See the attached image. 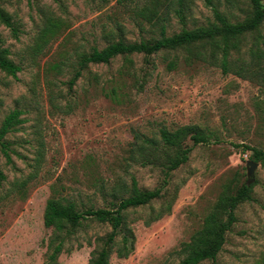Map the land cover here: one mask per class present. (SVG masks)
Instances as JSON below:
<instances>
[{"label": "rangeland", "instance_id": "rangeland-1", "mask_svg": "<svg viewBox=\"0 0 264 264\" xmlns=\"http://www.w3.org/2000/svg\"><path fill=\"white\" fill-rule=\"evenodd\" d=\"M154 1L2 0L18 37L0 22V48L9 49L20 71L14 77L0 69V127L14 110L22 111L23 123L5 138L10 162L0 150L6 176L0 186V264H53L59 240L44 223L52 197L75 201L79 208H110L114 195L127 196L133 176L143 190L160 187L162 168L135 159L136 135L159 137L163 128L187 125L199 127L209 142L194 146L189 161L172 172L162 199L125 213L110 263L181 264L184 245L202 229L224 186L237 179L240 185L256 182L253 200L239 206L217 260L200 264H264V162L250 159L253 151L247 149L264 150L263 86L224 74L217 65L189 62L184 51L89 64L69 85L81 55L93 47L159 38L158 26L143 15ZM156 2L167 35L181 31L177 0ZM187 6L186 28L214 20L203 0H188ZM249 7L248 0L219 5L233 22L244 19ZM50 20L62 28L40 47ZM246 50L233 58L249 62ZM173 60L176 67L170 69ZM250 161L258 164L253 175ZM169 202L171 212L147 225ZM128 230L135 249L120 258L116 250ZM111 232L110 224L83 222L56 263L90 264Z\"/></svg>", "mask_w": 264, "mask_h": 264}, {"label": "trees", "instance_id": "trees-1", "mask_svg": "<svg viewBox=\"0 0 264 264\" xmlns=\"http://www.w3.org/2000/svg\"><path fill=\"white\" fill-rule=\"evenodd\" d=\"M206 6L213 12L214 20L207 25L197 26L192 29L186 28V11L188 0H177L178 8L175 13L183 28L178 33L167 35V26L160 17V2L154 1L153 5L143 11L148 22L157 25L160 37L153 40H142L140 42H126L123 39L109 43L102 49L93 47L89 53H84L78 63L79 68L75 71L69 81L72 87L82 76V71L89 64H108L117 56L132 54H144L150 56L161 51L180 52L184 51L186 60L198 61L219 66L224 74L234 73L237 76L252 80L264 87V5L262 0H248L249 10H245L244 19L231 21L229 16L219 8L224 1L232 6L237 0H203ZM0 0V22L11 28L15 37H18V28L12 21V17L5 11ZM62 28V23L50 20L42 33V45H46L50 38L54 37ZM247 48L250 61L245 62L242 58H233V54H242ZM170 69L176 67V60L169 64ZM0 69L11 76H16L20 67L10 58L7 48H0ZM21 110H14L6 116L0 127V150L11 161L10 143L6 136L17 129L23 123L20 118ZM210 136L197 126H183L171 131L163 128L159 137H148L136 135L134 150L138 153L135 159L143 166L162 168L164 180L160 187L153 190H143L139 187L137 179L133 176L131 185L126 188V197L118 198L114 195V201L110 208H79L75 201L63 198H50L47 202L44 223L47 228H53L57 233L56 244L51 260H56L61 253L64 242L76 233L77 228L88 220L110 224L112 232L104 240L99 251L94 253L90 264H111L110 258L114 252L116 238L123 231L126 222L125 213L129 209L148 206L165 195L166 186L173 171L186 164L193 147L199 144H207ZM190 140L193 146H187ZM253 154L250 159L264 162V150L247 147ZM6 180V176L0 168V186ZM254 183L239 184L238 180H231L219 195L210 213L206 216L203 227L185 244L183 251L187 253L181 264H200L204 261L217 260L227 242V235L238 221L237 210L240 205L253 200ZM172 203L162 209L155 217L148 220H158L170 213ZM135 249V235L133 231L124 232L121 247L117 248L120 258H128Z\"/></svg>", "mask_w": 264, "mask_h": 264}, {"label": "water", "instance_id": "water-1", "mask_svg": "<svg viewBox=\"0 0 264 264\" xmlns=\"http://www.w3.org/2000/svg\"><path fill=\"white\" fill-rule=\"evenodd\" d=\"M249 165H250V172H251V174L253 175L254 174V169L257 167V163L256 162H254V161H250L249 162ZM254 181H250V182H248L249 184L250 183H253Z\"/></svg>", "mask_w": 264, "mask_h": 264}]
</instances>
